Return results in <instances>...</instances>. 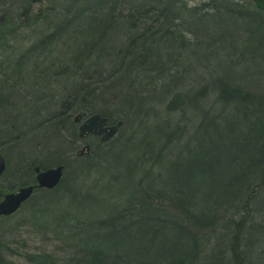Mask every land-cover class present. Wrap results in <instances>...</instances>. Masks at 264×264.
<instances>
[{"label":"bare ground","instance_id":"obj_1","mask_svg":"<svg viewBox=\"0 0 264 264\" xmlns=\"http://www.w3.org/2000/svg\"><path fill=\"white\" fill-rule=\"evenodd\" d=\"M45 1L7 0L10 17L0 18V95L5 84L18 89L11 96L5 88V117L0 118V180L5 177L0 208L9 197L31 193L15 211L0 215V263L4 256L5 264H16L18 256H34L36 264H95L101 256L97 264H156L155 256H172V264H197L191 260L202 253L210 264H227L210 256H223L226 242L237 248L236 238L248 247L253 232L262 236L264 121L257 114H264V93L260 87H245L241 76L234 75L226 84V96L240 103L237 110L228 97L215 92L214 83L230 78L232 70L259 64L264 55V0H207L199 6L193 0H49L45 13L36 12ZM138 10L151 23L139 28ZM31 18L37 30L22 34ZM121 18L139 29L125 27ZM180 25L186 29L182 36L177 34ZM8 36H28V45L16 38L8 43ZM69 42L82 52L60 55L58 50ZM20 49V57L10 61V53ZM127 51L131 58H122L119 52ZM40 55L49 69L39 65L33 72L31 61L20 67ZM28 66L41 75L31 83L35 92L30 84L19 88ZM54 70L66 75L51 78ZM51 84L66 92L60 90L57 98L41 93ZM205 91L214 92L209 107L203 101ZM114 113L112 123L108 117ZM19 116L23 121L18 122ZM95 117L106 123L83 133ZM30 141L31 156L18 160L11 172L7 153ZM204 152L218 162L217 175H198L205 167ZM113 157L120 162L110 170ZM122 167L125 177L119 174ZM188 167L201 173L182 175ZM51 171L61 177L54 186L47 181L55 173ZM165 172L174 184H165ZM116 182L127 190L125 199L113 192ZM179 204L184 207L178 209ZM22 209L21 221H5ZM47 215L50 223L44 221ZM29 228L47 239L52 232L69 252L31 248L30 254L24 241L15 247ZM184 230L196 235L195 248L184 245L174 232ZM69 254L74 257L66 258ZM181 256L191 258L185 263Z\"/></svg>","mask_w":264,"mask_h":264},{"label":"rangeland","instance_id":"obj_2","mask_svg":"<svg viewBox=\"0 0 264 264\" xmlns=\"http://www.w3.org/2000/svg\"><path fill=\"white\" fill-rule=\"evenodd\" d=\"M190 1V0H189ZM202 1H207V0H193V1H190L191 4H194L193 6H199V4L202 2ZM5 3V10H4V4ZM6 3H7V0H5V2H0V18H8L10 17L6 11H7V7H6ZM52 3H53V0H52ZM50 1L49 0H46L45 2L41 3L38 5V7L36 8V12H38L39 10H42L43 13H45V11L47 9H49V6H50ZM157 19V18H155ZM147 22L151 23V20H148L147 19ZM157 23V22H156ZM154 23V24H156ZM39 25H36V21L35 19L31 18L30 19V22L28 23V26L26 28L29 29L27 30L28 32H24L22 34H27V35H30V34H33L34 31L37 30ZM11 26H9L8 28L6 29H11L10 28ZM13 28V27H12ZM186 29H183L182 25H180L179 27V30L178 31V35L179 36H182L180 34H182L183 31H185ZM10 33V32H9ZM180 33V34H179ZM31 36V35H30ZM20 36H17V37H10L8 36L6 39L8 41V43H11L13 41L14 38H16V41L17 42H23L25 45L28 43L25 42L27 40V38H29L28 36L24 37L23 40L21 38V40L19 39ZM33 38V37H32ZM13 43V42H12ZM69 46L65 47L64 50H58L59 51V54L60 55H65L66 52H69V54H74V55H79L81 52H82V47L81 46H78V47H75L73 46L70 42H69ZM249 48L253 49L249 43ZM21 49L17 52H13V53H10V61H14L15 59L17 60L18 57H20V54H21ZM36 60V61H35ZM30 61L32 62L31 65L35 64L34 65V69H33V72L35 69L38 68L39 65H42L44 66V68L46 69V67H48L47 69L50 68V66H48V63L46 62V59H44L43 57L40 56H37L35 58H32V59H26L24 63H22L20 65V67L24 68L25 66V63H28L30 64ZM39 63V64H38ZM67 64V63H66ZM19 65V64H18ZM14 67V66H13ZM31 67L28 66V69H30ZM39 69H40V66H39ZM44 69V71H45ZM5 70V66L3 67V72ZM23 70V69H22ZM65 70L63 71H56L54 70V75L52 76L51 75V78H57V77H60L62 76H65L66 74L64 73ZM32 72V70H26V77H24L22 80H20V83L23 84V85H19V88L20 87H25V85L27 86V84H30L31 88H29L32 92H35L34 88L32 87V84L31 83H35L36 81V77H40L41 75H35L34 73ZM55 72H58L57 75H55ZM49 74V73H48ZM240 75L241 77L240 80L243 82H240L242 83L245 87H249L251 89H255L257 90V88H261L262 89V93H264V55L262 56V59L259 60V64H257V61H256V64L254 65V67H245L243 69H240V70H232V75L230 77V79H233L234 78V75ZM45 75V74H44ZM47 75V73H46ZM1 77V76H0ZM2 78V77H1ZM16 79H20V78H17L15 77ZM5 79V78H3ZM119 80V79H118ZM121 81V80H120ZM178 82V81H177ZM237 82V81H236ZM239 82V81H238ZM1 83V82H0ZM25 83V84H24ZM53 84V82H52ZM51 84V88L50 89H47L44 90L43 94H48L50 95L52 98H57V95L59 93V91L61 90L62 93H65L66 92V89L62 90V86H59L60 89L57 87V85H52ZM5 86V87H3ZM3 97H1L2 95H0L1 97V101H3L2 105L0 106V118H3L5 117V88L7 87L8 88V93H10V95H15L16 92H18V89H11L10 86L8 87L6 84L3 85ZM205 87V86H203ZM71 88V86H70ZM202 88V87H201ZM200 88V89H201ZM210 89V87H209ZM206 92V91H205ZM39 93V92H38ZM212 97H213V93L211 94H208V95H203V101H205L206 103V107H209V105L211 104V100H212ZM8 98V97H7ZM260 101V99H258ZM9 101V100H8ZM261 102V101H260ZM191 105H199V102H196V103H190ZM213 104V102H212ZM113 105V104H112ZM208 105V106H207ZM181 114H179L180 116ZM117 116V113H114V115L109 116V120L110 122H114V118ZM264 114H257V118L259 119V121H264ZM111 117V118H110ZM207 118V116H205ZM205 118V119H206ZM204 119V120H205ZM18 122L20 121H23V118L19 116V118L17 119ZM223 126L225 127L226 126V123L227 122H223ZM229 124V123H228ZM231 124V123H230ZM208 125H213L215 126V124H208ZM63 126V125H62ZM62 126H59V127H62ZM63 130V128H62ZM43 131V128L39 130V132ZM56 132L58 133V129H56ZM48 137L50 138L51 137V132L49 133ZM138 137V136H137ZM135 137V138H137ZM236 137H237V134H236ZM41 141V140H40ZM4 143V146L5 148H10L11 144L8 142V144H5L6 143V140L3 141ZM260 144V142H259ZM33 144L32 142H26L22 145H20L17 149H15L12 153H7L8 155V160H9V167H10V170L11 172H14L18 166H19V161L21 158L25 157V156H31V148H32ZM60 146V144H59ZM95 146V151L97 150V147H96V144H94ZM255 147L257 146L256 144L254 145ZM11 149V148H10ZM81 149V147L79 148ZM36 151L38 150L39 151V147L36 146ZM1 153L3 154L4 156V149H1ZM5 157V156H4ZM241 159H243L242 157H240ZM55 158L52 160L54 161ZM120 160L117 159V158H114L109 160L108 161V167L110 170H114L117 168L118 164H119ZM126 164V163H125ZM168 162H165L164 163V170L168 169ZM203 165H205V167L203 168V171L201 173V171H198V172H195L193 170V167H188L186 169H184L181 174L182 175H188V176H191V175H196L198 173H201V174H198V175H205V176H215L219 173V164L216 160H209V159H205ZM124 167V166H123ZM120 169L119 171V174L120 172L122 171L123 172V176L122 177H125V173H124V169ZM126 167V166H125ZM17 173V172H16ZM119 174H118V177H119ZM168 175H169V172H165L164 174V177L162 178L163 181H165V184H167V186L169 184H174L170 181V178H168ZM197 175V177H198ZM4 179H1L0 180V189L3 188V183H4ZM121 182V181H120ZM168 190H171L172 193L175 195L176 194V191L171 189V188H167ZM113 192L118 195V196H121L123 199H125L126 195H127V190L126 189H123L119 184L118 182L115 183L114 185V188H113ZM25 211V209H22L21 212H19L18 214L15 215V217H12L10 219H7L5 221H7L8 223L9 222H12V221H21V214ZM57 211V210H56ZM59 212V211H58ZM186 217V216H185ZM52 217L50 215H47L44 219L45 222L47 223H50ZM253 223L255 224L256 223V219L253 220ZM2 226L4 227V229L6 227H8L7 224H2ZM20 229V228H19ZM242 229V228H241ZM30 230V231H29ZM263 234L262 236L257 233V232H253L251 235V239L250 241L248 242V247L244 245H241V248L239 247V252L242 251V253H240V256H238V258L241 260V262L243 264H250L252 262H254V260L256 259V257L259 256V252L261 254H264V230H262ZM52 235L49 236L51 237L50 239H47V240H50L51 242H48V241H44V238H42L40 235V237L37 236V234H39V231L37 232L36 230H32L31 228H29L28 230H26L24 232V234L21 236V238H19V242L20 244H15L14 246L17 247L18 245H23V241L25 242L24 244L27 245L28 244V249H27V252L30 251L31 248H38L39 250L40 249H43L45 251H51V250H55L57 252H60V253H63L66 255L67 252H69V249L67 247H63L62 244H60V242L56 241L55 240V236L52 232H50ZM34 238V239H33ZM221 239V238H220ZM243 239V238H242ZM222 240V239H221ZM244 240V239H243ZM245 241V240H244ZM22 242V243H21ZM246 242V241H245ZM263 242V244L261 245H258L259 243ZM258 245V246H256ZM13 246V247H14ZM201 249H204V246H200ZM238 247V246H237ZM257 247V248H256ZM249 248V249H248ZM256 248V249H255ZM201 249L199 248L198 250L201 251ZM215 251H218V246L214 247ZM242 249V250H241ZM238 248H233V245H231L230 242H226L224 244V250L222 252V255L223 256H210L211 259L215 260V263H218L220 262L219 260L221 259L223 262H228L229 263V260L231 258H233L234 256H231L233 255L234 253H239L237 252ZM249 250V255L250 256H247V252ZM202 252V251H201ZM30 254H32L31 252H29ZM60 253H57V254H60ZM221 253V252H220ZM219 254V253H218ZM239 255V254H238ZM6 257V258H5ZM54 257V256H53ZM71 257H74V256H71L70 254L67 255L66 258H71ZM156 258H154L153 261L157 262L156 264H172L173 263V258L172 256H155ZM193 257V256H192ZM261 258L264 259L263 256H260ZM3 258L2 256H0V259ZM191 258V257H190ZM7 259V256H4V260L2 261L1 260V263L0 264H5V260ZM263 259H261V261H259L260 264H264L263 262ZM14 261L16 262V264H36L37 262H35V257L34 256H18L16 258H14ZM195 262L197 264H210V259L209 258H204L203 254L201 253L199 256H197L195 258ZM227 263V264H228ZM253 264H256V262H254Z\"/></svg>","mask_w":264,"mask_h":264},{"label":"trees","instance_id":"obj_3","mask_svg":"<svg viewBox=\"0 0 264 264\" xmlns=\"http://www.w3.org/2000/svg\"><path fill=\"white\" fill-rule=\"evenodd\" d=\"M176 1H178V0H172V2H176ZM160 4H162V5H164V2H161ZM140 10H138V11H136V16H137V20H138V22L139 23H141L140 25V27L139 28H141L142 26H147L146 24H145V22L147 21V19H144L143 17H141L140 16ZM140 18H141V20L142 19H144V20H142V21H140ZM121 19H123V21H124V23H125V27H128V26H131V24L129 23V21L128 22H126L125 21V19L124 18H121ZM135 21V23H137L136 22V19L134 20ZM143 24V25H142ZM137 25V24H136ZM136 25H133L132 24V29L133 30H138L139 28H137L136 27ZM128 53H120L119 52V54H121L120 56L122 57V58H125V57H127V58H131V52L130 51H127ZM127 80V79H126ZM228 82H230V78H228L227 76L223 79L222 77L221 78H219V79H217L216 80V82L214 83L215 84V92H218V93H220L221 92V95L223 94V96H225V97H228V96H226V90H227V87H226V84L228 83ZM125 83H127V82H125ZM210 92L209 91H206V93H203L202 94V97H203V95H208ZM212 93H214L213 91H212ZM238 93V95H240V97H243L244 99H246L245 97H244V95L243 94H240V92H237ZM228 99L229 100H227V103H233L235 106H237V110L239 109V104L240 103H238V102H235L234 100L232 101V99H230L229 97H228ZM108 117V116H107ZM207 140H209V138H207ZM262 143H264V140L262 141ZM251 149V148H250ZM252 155L253 154H251V158H252ZM202 158L203 159H207L208 158V154H205V152L203 153V155H202ZM248 160H250V157H249V159ZM247 163H248V161H247ZM256 187H260V183L259 182H257L256 183ZM253 189V188H252ZM252 189L250 190V191H252ZM257 193V191H254V189H253V192L251 193V195L252 196H255V195H253V194H256ZM260 199V197H258L257 199L255 198V200H256V205L258 204V203H260L261 202V200L260 201H258ZM184 206H181L180 204L178 205V209H182ZM184 213H185V215L184 216H186V217H189V212L188 211H184ZM140 220H141V218H139ZM174 232H176L180 237H181V239H182V241H184V245H186V246H191V247H193L194 246V248H195V246L198 244L197 242H198V239H197V237H196V235H194V234H192L191 233V231H188V230H184V231H174ZM174 232H165V234L166 233H168L169 235L170 234H173ZM160 235H162V233L160 234ZM202 233L201 232H199V236H200V238H202ZM185 238V239H184ZM195 242V243H194ZM244 243H245V241H244ZM235 245H236V247L238 248V250H237V252H239V247L241 248V245H243V243H242V241H241V239H238V238H236V243H234ZM244 246H245V244H244ZM257 248V247H256ZM255 248V249H256ZM249 249V248H248ZM242 250V249H241ZM240 253H242V251L241 252H239V253H234L235 254V256L233 257L234 258V260H233V264H243L242 262H241V260L238 258V256L240 255ZM239 254V255H238ZM247 256H250L249 255V250H248V252H247ZM260 256H263L264 257V254H261L260 252H259V256L258 257H256V259L254 260V262H259V261H261V259H263V258H261ZM190 256H181L180 257V260H183V262L185 261V263H188L187 261H188V258H189ZM196 258V257H195ZM195 258H193V260H191V261H193V263H195L194 261H195ZM101 259H102V257L101 256H99L98 258H97V260L94 262L95 264H97V262H99L100 263V261H101ZM133 260H134V258H133ZM135 261V260H134ZM254 262H252L251 264H253ZM263 262H264V259H263ZM257 264V263H256Z\"/></svg>","mask_w":264,"mask_h":264},{"label":"water","instance_id":"obj_4","mask_svg":"<svg viewBox=\"0 0 264 264\" xmlns=\"http://www.w3.org/2000/svg\"><path fill=\"white\" fill-rule=\"evenodd\" d=\"M95 120L93 121V119L87 124V126H85L83 128V133L89 132L91 130H94L95 128H97L100 125H104L106 123V120H103L101 117H95ZM114 133V129H111V134L109 135V137H111ZM4 170V161H3V157L0 155V174L2 173V171ZM51 172H55L54 174H52L49 178L48 181V185L49 186H54L57 185L61 179L60 177V173L58 171H51ZM31 193L28 194H21L17 197H9L8 201L6 203V205L4 206V208H0V215L2 213L5 214H10L13 211H15L20 204L27 198L30 196Z\"/></svg>","mask_w":264,"mask_h":264}]
</instances>
